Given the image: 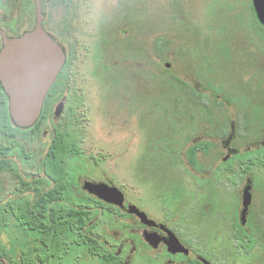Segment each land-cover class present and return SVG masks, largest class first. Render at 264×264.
I'll use <instances>...</instances> for the list:
<instances>
[{
	"label": "rangeland",
	"instance_id": "1",
	"mask_svg": "<svg viewBox=\"0 0 264 264\" xmlns=\"http://www.w3.org/2000/svg\"><path fill=\"white\" fill-rule=\"evenodd\" d=\"M20 1L0 0L1 24L4 17L20 14ZM249 3L251 0H72L73 18L67 32L85 44L84 49L72 52L75 61L64 70L81 87L72 93L73 104L56 121L45 109L35 126L20 133L13 129L0 92V228L10 241L6 260L13 258L17 241L23 240L22 250L32 253L34 238L38 239L37 233L26 235L18 225L13 206L27 196L32 201L29 212L39 217L45 214L44 203L37 197L45 188L42 168L51 138H55L54 129L73 135L77 148L68 162L71 174L66 203L89 201L87 192L81 190L85 180L111 179L131 194L136 187L147 186L141 176L146 174L150 157L186 152L195 127L172 110L183 106L176 94L183 90L177 79L193 86L198 75L205 84H216L208 82L210 75L220 80L234 74L239 80L255 73H250L244 56ZM61 5L59 15L65 16L69 8ZM217 82L223 87V82ZM207 101L203 96V102ZM240 115L235 114V120H242ZM170 116L177 128L165 125L164 118ZM167 165L165 170L171 169ZM178 167L176 163L175 170L180 168L187 175L183 165Z\"/></svg>",
	"mask_w": 264,
	"mask_h": 264
},
{
	"label": "flooded vegetation",
	"instance_id": "2",
	"mask_svg": "<svg viewBox=\"0 0 264 264\" xmlns=\"http://www.w3.org/2000/svg\"><path fill=\"white\" fill-rule=\"evenodd\" d=\"M40 3L43 28L65 54V63L42 109H49L56 121L62 115L55 117L59 105L62 104L63 113L73 104V91L81 88L76 85L77 78L70 72L64 75V70L70 61H75L73 51L84 49L85 44L78 43L74 33L67 32L73 18L72 0ZM61 4L69 8L65 16L59 15ZM19 5L21 12L17 17L11 14L2 19L4 26L0 23V50L2 32L16 37L36 25V0H22ZM249 7L244 56L250 73H255L240 81L234 74L220 80L210 75L208 82L217 85L205 84L198 75L190 91L179 78L183 90L176 94L183 106L172 110L195 127L193 143L186 152L150 157L146 174L141 176L147 186L136 187L131 194L118 187L123 203L108 202L90 193L84 184L91 180H85L81 189L87 192L89 201L63 202L69 183L58 202L41 207L44 211L62 209L74 218L65 233L48 236V242L43 235L34 238L33 252L27 251L33 255L34 264H264V23L253 0ZM217 81L223 82V87ZM0 92L9 110L3 87ZM203 96L209 101L203 102ZM235 114H241L242 120H235ZM164 123L177 128L171 116L164 118ZM12 125L20 133L31 128ZM52 133L56 137L55 129ZM43 134L48 136L45 130ZM54 139L51 138L49 149ZM190 149L192 154L188 153ZM176 163L185 167L187 175L179 167L175 170ZM165 165L171 169L165 170ZM43 172L47 178L44 169ZM70 174L69 168V178ZM94 183L116 186L111 179ZM132 207L145 213L147 219L132 211ZM0 237L8 249L10 241L4 235ZM22 241H17L11 261L6 260V251L0 262L25 264Z\"/></svg>",
	"mask_w": 264,
	"mask_h": 264
},
{
	"label": "water",
	"instance_id": "3",
	"mask_svg": "<svg viewBox=\"0 0 264 264\" xmlns=\"http://www.w3.org/2000/svg\"><path fill=\"white\" fill-rule=\"evenodd\" d=\"M253 3L264 23V0H253ZM36 8V25L32 30L16 37L2 32L0 82L9 98L10 117L20 128H30L38 121L45 98L65 63L63 49L43 28L40 0H36ZM62 107L60 104L57 108L56 118L62 114ZM84 188L108 202L124 201L120 189L107 183L85 181ZM132 211L147 219L136 207H132Z\"/></svg>",
	"mask_w": 264,
	"mask_h": 264
},
{
	"label": "trees",
	"instance_id": "4",
	"mask_svg": "<svg viewBox=\"0 0 264 264\" xmlns=\"http://www.w3.org/2000/svg\"><path fill=\"white\" fill-rule=\"evenodd\" d=\"M177 81L179 82L180 80L177 79ZM184 85L186 90L187 88L193 90V87L189 86L186 82H184ZM1 88L2 86L0 84V89ZM171 91L175 92L174 90ZM43 112L41 114H43ZM38 121L34 124V126L38 123ZM11 123L13 124L12 120ZM74 141L75 138L73 135L69 133H60L59 131L56 132V137L51 144L47 158L43 164V169L47 175V178L44 177V180L46 181V190L43 189L39 191L37 197L38 200H41L44 204L55 201L58 202L64 195L63 190L69 186L70 178L68 161L77 153ZM188 153L192 154L193 149H190ZM31 202L30 197L26 196L22 200H19L18 203H21L20 208L14 209L18 225L25 230L26 235H30L35 232L38 235H43V240L47 241L48 236L53 234L61 235L65 233L71 223V220L74 218L73 216H68L67 211L62 209H54L53 211L46 210L43 211L45 214H42V216H34V213L29 212L28 209ZM1 235L2 229L0 228V236ZM6 251V246L0 237V257H3ZM23 251L26 255L22 258L24 263L34 264L33 255H29L26 249H23Z\"/></svg>",
	"mask_w": 264,
	"mask_h": 264
}]
</instances>
